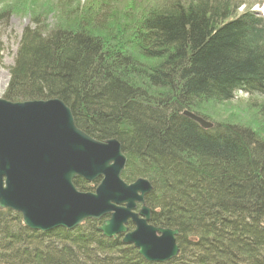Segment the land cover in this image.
I'll list each match as a JSON object with an SVG mask.
<instances>
[{
	"label": "trees",
	"instance_id": "1",
	"mask_svg": "<svg viewBox=\"0 0 264 264\" xmlns=\"http://www.w3.org/2000/svg\"><path fill=\"white\" fill-rule=\"evenodd\" d=\"M65 1L56 25L37 14L23 31L3 97L61 99L88 135L117 139L122 178L150 181L151 223L179 230L180 254L149 262L121 236H104L100 220L43 232L0 208V264H264V137L184 114L207 120L200 103L246 93L261 98L264 117V15L241 10L242 0H149L128 30L119 10L104 14L108 0L76 20ZM8 15L1 10L0 23ZM74 183L94 191L99 180Z\"/></svg>",
	"mask_w": 264,
	"mask_h": 264
},
{
	"label": "water",
	"instance_id": "2",
	"mask_svg": "<svg viewBox=\"0 0 264 264\" xmlns=\"http://www.w3.org/2000/svg\"><path fill=\"white\" fill-rule=\"evenodd\" d=\"M184 114L204 128L214 126L193 112ZM126 164L121 143L99 141L81 130L61 99L0 97V208L20 212L26 226L43 232L101 220L104 236H121L146 261L177 257L179 230L151 223L145 199L152 184L145 178L126 182ZM76 178L99 183L94 191H81Z\"/></svg>",
	"mask_w": 264,
	"mask_h": 264
},
{
	"label": "rangeland",
	"instance_id": "3",
	"mask_svg": "<svg viewBox=\"0 0 264 264\" xmlns=\"http://www.w3.org/2000/svg\"><path fill=\"white\" fill-rule=\"evenodd\" d=\"M41 2L49 4L45 6L42 14L37 12V5ZM57 2L62 6L66 4L65 0H0V11L7 9L9 12L8 17L0 23V97H3L9 83V69L14 64L23 31L33 24L34 15L39 14L42 19H46L49 26L56 25L65 17L66 14L60 12L61 7L57 5ZM73 2L76 5L72 7L73 13H76L75 20L81 17L84 7L99 4L98 0H73ZM242 2L241 10L252 7L253 10L264 15V0H242ZM108 3L109 10L107 12L106 9L104 12L107 14V18L111 16V9L112 12L119 10L117 20L118 22L124 20V24H128L124 28L129 30L130 26L134 25L140 10L150 2L149 0H108ZM260 99L256 95L238 93L228 102H202L198 109L199 113L206 115L207 120L212 123L244 124L264 137V117L256 106Z\"/></svg>",
	"mask_w": 264,
	"mask_h": 264
},
{
	"label": "flooded vegetation",
	"instance_id": "4",
	"mask_svg": "<svg viewBox=\"0 0 264 264\" xmlns=\"http://www.w3.org/2000/svg\"><path fill=\"white\" fill-rule=\"evenodd\" d=\"M101 221V220H100ZM101 223H102V221H101Z\"/></svg>",
	"mask_w": 264,
	"mask_h": 264
}]
</instances>
